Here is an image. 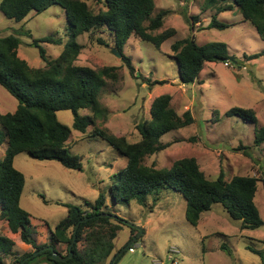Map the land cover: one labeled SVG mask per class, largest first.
<instances>
[{
	"label": "rangeland",
	"instance_id": "obj_1",
	"mask_svg": "<svg viewBox=\"0 0 264 264\" xmlns=\"http://www.w3.org/2000/svg\"><path fill=\"white\" fill-rule=\"evenodd\" d=\"M154 1V16L160 11H169L161 31L174 28L176 36L166 41L160 50L133 36L124 48V55L131 58L134 75L122 56L115 55L117 52L109 33L95 36V39L104 40L108 47L92 41L89 34L76 38V42L86 47L78 64L95 70L119 67L118 81L108 80L102 90L100 102L105 112L96 121L98 127L125 136L131 143L138 142L141 135L136 126L150 119L154 100L171 95V107L181 116L190 111L194 122L187 128L166 134L162 144L170 143L171 146L146 157L144 164L164 169L171 168L178 160L194 158L209 180H216L220 173L226 181L235 176L256 177L260 182L255 202L264 220V144L259 147L254 144L257 130L264 128V56L248 59L264 51V41L251 23L243 19L233 0L227 1L232 10L221 14H217L216 8H207V0H190L187 4L183 0ZM88 5L92 10L100 9L94 0H89ZM184 14L197 18L194 33ZM213 15L228 28L209 29ZM10 35L19 37L18 56L34 69L47 65L34 41L50 36L59 40L58 44L39 43L47 60H53L74 40L69 17L59 6L41 14L31 13L22 22L10 20L0 12V38ZM193 35L203 47L213 42L227 45L228 57L235 61L207 62L196 84L182 85L171 45ZM162 81L163 85L157 84ZM17 106V100L0 86V113H14ZM234 107L253 110L257 123L225 117ZM80 113L89 115L87 110ZM57 118L72 131L67 148L81 157V171L66 169L55 161H39L28 153L15 159V168L26 178L21 206L32 217L31 236L37 246L53 242L52 231L67 218V205L85 208L104 194L107 214H114L127 225L145 232L117 264H262V259L247 248L264 249V227L242 231L240 223L233 221L221 204L214 205L198 226H193L186 219L187 201L173 190L158 192L159 201L155 205L154 196L149 197L146 207L135 202L115 203L111 187L117 175L126 168L127 159L104 140L90 137L91 126L84 133L75 131L70 111L58 112ZM0 134H4L1 126ZM7 145L5 140L0 147V162ZM240 147L246 149L238 151ZM0 236L15 242L12 254L4 257L5 264H17V259L35 252L33 246L25 244L19 234H13L1 219ZM129 238L130 228L126 226L115 240L116 250L122 251ZM56 248L58 253L66 255L65 245L57 244ZM172 250L177 254H172Z\"/></svg>",
	"mask_w": 264,
	"mask_h": 264
},
{
	"label": "trees",
	"instance_id": "obj_2",
	"mask_svg": "<svg viewBox=\"0 0 264 264\" xmlns=\"http://www.w3.org/2000/svg\"><path fill=\"white\" fill-rule=\"evenodd\" d=\"M89 0H2L0 12L8 19L22 22L31 14H41L53 6L64 9L69 17L70 31L73 41L67 43L59 56L47 60L46 52L39 43L58 44L59 40L50 36L34 41L39 49L40 57L47 61L43 68H31L25 60L18 56L21 40L15 35L0 38V86L7 90L18 102L14 113L1 114L0 126L4 134H0V147L7 140V149L0 162V219L5 221L13 234H19L21 240L35 248V252L52 246L57 251V244L69 246L73 241L74 231L78 223L80 227L73 247L74 256L66 262L52 259V252L47 251L31 258L26 264H110L121 250L115 247L118 233L124 227L130 228V238L124 247L135 237L137 242L145 232L128 226L121 218L113 219L114 214H107L106 196L101 194L94 204L88 203L85 208L67 205L68 216L52 231L50 245L37 246L31 236V215L22 208L21 199L26 184L22 172L15 168V159L22 153H28L39 161H55L69 170H82V159L67 148L72 131L59 122L58 112L70 111L73 115V129L86 132L90 137H97L107 142L114 150L127 159V166L117 175V181L111 187L115 203H137L146 207L149 197H153L154 205L159 201L161 190H173L181 193L187 201L186 219L198 226L205 213L212 207L221 204L233 221L240 223L242 231L257 230L264 227L256 205L255 198L260 180L251 176H235L226 181L223 173L216 180H209L201 171L194 158L176 161L171 168L157 169L144 164V159L158 154L171 146L162 144V138L172 131L189 127L194 122L190 111L179 115L171 107L172 96L164 95L154 100L150 109V119L136 126L141 140L129 142L125 136L115 135L106 128L98 127L96 121L105 112L101 108L102 90L108 80L118 81L119 67H106L95 70L88 65L77 63L85 51V46L76 42V38L89 34L92 41L101 46L108 44L102 39H95L97 33H109L114 42V50L122 55V60L132 75L135 69L131 58L124 55V48L133 37L148 42L160 50L162 45L176 36V30L170 28L161 31L168 10L160 11L154 16L156 9L154 0H94L98 11L92 10ZM187 4L190 0H183ZM228 0H207V8L217 9V14L232 10ZM243 19L256 29L258 36L264 41V0H233ZM186 23L194 33L197 18L184 14ZM209 29H226L217 16H212ZM179 70L182 85H193L199 80L207 62H220L229 59L228 47L223 43H210L200 46L195 36L176 41L171 45ZM260 54L248 59L257 60ZM165 82H157L163 85ZM87 110L89 115L80 112ZM225 117H236L244 122L257 123L253 110L234 107L225 113ZM106 118V117H105ZM256 147L264 144V128L257 130L254 142ZM245 147L237 150L243 151ZM246 153V152H245ZM246 156L248 154L246 153ZM264 184V179L262 180ZM117 217V216H116ZM136 242V243H137ZM135 243V244H136ZM81 245V250H80ZM134 245V244H133ZM133 245L127 250L130 251ZM15 242L0 236V264H5L4 257L12 254ZM225 249V246H223ZM250 252L259 256L264 264V249L256 250L248 247ZM126 251V252H127ZM34 252V253H35ZM125 252V253H126ZM124 253V254H125ZM33 253L16 260L21 264ZM124 254L114 264H117Z\"/></svg>",
	"mask_w": 264,
	"mask_h": 264
},
{
	"label": "water",
	"instance_id": "obj_3",
	"mask_svg": "<svg viewBox=\"0 0 264 264\" xmlns=\"http://www.w3.org/2000/svg\"><path fill=\"white\" fill-rule=\"evenodd\" d=\"M117 57H121L122 55L120 54V53H117V54H115ZM228 60H230V61H235V58H229ZM102 217H108L109 216V214H102L101 215ZM118 217H116V216H114L113 217V219H117ZM80 224L81 223H78L77 224V226H76V228H75V231H74V236H73V241H72V243H71V245L69 246V255L68 256H63V255H61L60 253H58L56 250H55V248L54 247H52V246H48V247H45V248H43V249H41V250H39V251H36L35 253H33L31 256H28V257H26L25 259H24V261L21 263V264H26V262L28 261V260H30L31 258H33V257H36V256H38V255H40V254H42V253H44V252H47V251H51L52 252V259L53 260H55V261H57V262H66L67 260H69L70 258H72L73 256H74V254H73V247H74V245H75V243H76V240H77V233H78V229H79V227H80ZM128 225L129 226H131V227H134L135 229H137V230H139V235H141L142 234V230H141V228H139V227H135L134 225H130L129 223H128ZM137 237H135L132 241H130L129 243H128V245L126 246V247H124V249L122 250V251H120L119 253H117V255L113 258V260L111 261V263L110 264H114V262L119 258V257H121L133 244H135L136 242H137Z\"/></svg>",
	"mask_w": 264,
	"mask_h": 264
},
{
	"label": "built area",
	"instance_id": "obj_4",
	"mask_svg": "<svg viewBox=\"0 0 264 264\" xmlns=\"http://www.w3.org/2000/svg\"><path fill=\"white\" fill-rule=\"evenodd\" d=\"M226 65L228 66V63H226ZM171 253H172V254H177V251L172 250ZM174 263H176V262H173V264H174Z\"/></svg>",
	"mask_w": 264,
	"mask_h": 264
}]
</instances>
